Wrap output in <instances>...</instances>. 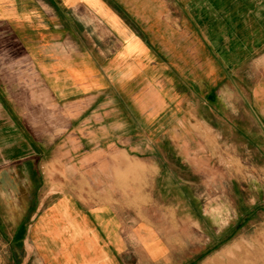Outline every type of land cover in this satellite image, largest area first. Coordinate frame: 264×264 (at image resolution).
I'll return each mask as SVG.
<instances>
[{
	"label": "crops",
	"instance_id": "obj_1",
	"mask_svg": "<svg viewBox=\"0 0 264 264\" xmlns=\"http://www.w3.org/2000/svg\"><path fill=\"white\" fill-rule=\"evenodd\" d=\"M168 3L0 0V264H126L124 256L135 245L131 235L139 236L150 261L166 255L167 247L147 225L125 226L118 208L92 202L85 181L93 177L82 166L65 177L73 182L62 190L53 189L49 166L55 158L50 161L48 153L59 137L35 136L5 85L20 80L9 77V68L32 69L35 82L44 86L42 96L54 110L48 112L47 131H70L63 146L70 143L80 148L79 163H87L91 156L81 151L88 147L83 133L98 129L89 124V117L104 119L109 113L98 104L108 88L119 101L134 100L139 95L120 90V84L143 78L150 91L153 85H161L156 99H167L163 85L172 77L192 87L211 84V56L223 60L220 66L233 68L264 43L259 0H177L176 4L193 7L176 10V26L168 23L174 17ZM122 6L127 12H120ZM185 17L192 27H184ZM205 18L211 22L204 25L202 44L199 22ZM89 19L107 26L109 55H94L72 41L74 36L86 35ZM100 48L99 52L105 49ZM161 112L153 107L140 112L127 107L120 115L132 124L143 116L151 124ZM78 132L80 136L71 139Z\"/></svg>",
	"mask_w": 264,
	"mask_h": 264
},
{
	"label": "rangeland",
	"instance_id": "obj_2",
	"mask_svg": "<svg viewBox=\"0 0 264 264\" xmlns=\"http://www.w3.org/2000/svg\"><path fill=\"white\" fill-rule=\"evenodd\" d=\"M168 1L174 15L168 23L176 26V10L183 6L190 11L193 5ZM259 1L264 15V0ZM183 22L192 27L186 17ZM208 22L211 19L199 22L202 44ZM106 30L105 24L89 19L86 35L72 41L94 55H109L111 36ZM101 45L105 49L99 52ZM245 57L225 68L220 66L223 60L211 56V84L192 87L172 77L163 85L168 91L163 100L154 97L161 85L150 91L143 78L120 84V90L139 95L134 100L119 101L108 88L98 104L109 113L104 119L89 117V124L98 129L83 133L88 147L81 151L91 157L82 165L80 148L63 146L70 131H47L48 112L54 110L32 69L9 68V77L20 80L8 81L5 88L35 136L59 137L48 153L50 161L55 158L49 166L54 190L73 182L65 177L82 166L93 177L85 181L92 202L111 203L125 226L145 224L167 247L163 258L150 261L139 236L131 235L135 245L124 256L126 264H264V115H259L264 111V43ZM127 107L162 112L151 124L143 116L132 124L120 115ZM76 136L80 132L71 139ZM95 156L102 162L95 163ZM98 190L103 195L96 194Z\"/></svg>",
	"mask_w": 264,
	"mask_h": 264
}]
</instances>
